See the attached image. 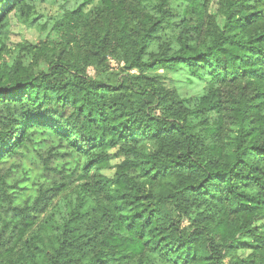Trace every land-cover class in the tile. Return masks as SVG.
Returning <instances> with one entry per match:
<instances>
[{"label":"trees","instance_id":"16d2710c","mask_svg":"<svg viewBox=\"0 0 264 264\" xmlns=\"http://www.w3.org/2000/svg\"><path fill=\"white\" fill-rule=\"evenodd\" d=\"M89 1L54 19L58 51L30 47L47 72L20 57L0 70V164L33 126L83 158L71 171L45 159L57 179L22 205L0 171L12 214L0 216V264H264V0H217L221 26L211 0H100L84 12ZM23 4L0 0V31ZM109 59L123 64L116 84L87 75H105ZM179 67L207 75L194 105L163 84ZM113 146L123 160L109 177ZM55 198L62 219L36 224Z\"/></svg>","mask_w":264,"mask_h":264},{"label":"rangeland","instance_id":"374dc122","mask_svg":"<svg viewBox=\"0 0 264 264\" xmlns=\"http://www.w3.org/2000/svg\"><path fill=\"white\" fill-rule=\"evenodd\" d=\"M81 3L82 0H25V4L19 10L8 11L5 24L0 31V70H7L17 57H20L24 66L35 71L47 72L44 51L31 50L30 47H42L44 43H52L58 51L60 49L58 45L59 35L53 29V21L64 10L74 9ZM99 3L100 0H90L82 7V10L84 12L89 11ZM174 9L178 11L179 5H174ZM207 12L210 18L212 17L216 24L221 26L223 19L218 13L217 0L209 2ZM170 36H172V29L165 30L156 40L153 51L158 50L162 43H167ZM171 46L175 47L176 42L172 43ZM122 65V62L118 60L109 59V68L105 75L99 74L91 66L87 67L86 73L91 77L103 79L109 84H116ZM130 72L137 73L136 70ZM158 72L161 73L163 70L159 69ZM163 84L167 88L175 89L178 96L186 99L188 105H194L206 90L207 75H192L185 67H179L176 71L167 73ZM28 136L26 145L18 148V155L8 157L0 164V171L6 175L13 203L18 205H22L34 197L36 183L42 182L46 185L57 179L54 172L44 169L43 162L45 159L49 165L65 167L66 171L73 170L77 163L79 165L83 161V158L71 150L67 139L43 126H33L30 128ZM108 152L109 167L100 172L111 177L123 160V154H121L118 146L110 147ZM75 185L76 183L72 186ZM2 204L0 203V216L3 218L12 217L10 211L4 210L3 200ZM54 205L57 206V211L52 209ZM65 208L66 201L62 198H55L47 211L36 220V224L44 221L50 214L55 215L54 219L61 220ZM254 223L264 230L263 219H256ZM187 224V221L183 222L184 226ZM32 229L34 228L32 227ZM238 254L245 256L246 253L238 252Z\"/></svg>","mask_w":264,"mask_h":264}]
</instances>
